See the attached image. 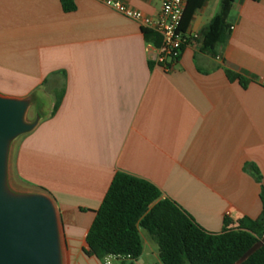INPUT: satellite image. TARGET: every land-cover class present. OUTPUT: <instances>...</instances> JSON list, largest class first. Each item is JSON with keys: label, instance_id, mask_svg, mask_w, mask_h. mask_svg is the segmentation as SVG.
I'll return each mask as SVG.
<instances>
[{"label": "crops", "instance_id": "0c3cea01", "mask_svg": "<svg viewBox=\"0 0 264 264\" xmlns=\"http://www.w3.org/2000/svg\"><path fill=\"white\" fill-rule=\"evenodd\" d=\"M115 1L156 17L165 0ZM197 1L187 35L202 36L222 0ZM75 6L0 0V95L29 99L26 120L40 119L12 144L8 181L53 201L63 261L98 264L84 253L86 237L118 173L153 184L209 233H221L225 219L231 228L258 219L264 0H235L226 43L210 54L202 39L190 40L169 73L153 61L138 22L97 0Z\"/></svg>", "mask_w": 264, "mask_h": 264}, {"label": "trees", "instance_id": "16d2710c", "mask_svg": "<svg viewBox=\"0 0 264 264\" xmlns=\"http://www.w3.org/2000/svg\"><path fill=\"white\" fill-rule=\"evenodd\" d=\"M188 0L181 31L186 32L193 9ZM198 0L195 6L201 5ZM235 0H222L218 14L202 34V51L215 54L217 46L226 43L230 35L227 20ZM65 12L76 9L75 0H61ZM146 41L160 45V37L144 30ZM231 81L238 80L243 87L247 81L241 75L227 71ZM62 94L57 95L54 113L59 109ZM253 170L261 176L254 167ZM263 209L256 220L243 218L238 226L225 219L224 229L219 234L205 231L177 203L162 199L160 190L153 184L118 173L96 214L86 237L89 258L104 262L108 257L123 258V264H136L144 248L140 230H145L158 245L162 264H235L264 236ZM244 264H264V247Z\"/></svg>", "mask_w": 264, "mask_h": 264}, {"label": "water", "instance_id": "95a60500", "mask_svg": "<svg viewBox=\"0 0 264 264\" xmlns=\"http://www.w3.org/2000/svg\"><path fill=\"white\" fill-rule=\"evenodd\" d=\"M29 99L0 95V264H63L61 226L53 201L44 194L17 193L8 181L12 143L32 132ZM264 247V236L235 264H244Z\"/></svg>", "mask_w": 264, "mask_h": 264}, {"label": "built area", "instance_id": "2783aa9c", "mask_svg": "<svg viewBox=\"0 0 264 264\" xmlns=\"http://www.w3.org/2000/svg\"><path fill=\"white\" fill-rule=\"evenodd\" d=\"M128 19L138 22L144 30L152 31L160 37V45L149 44L153 61L167 73L174 70L184 48L192 39H202L198 34L187 35L181 31V25L188 0H165L159 14L149 17L142 12L129 8L121 1L97 0ZM233 28H230V31ZM264 83V82H263ZM117 261L123 258L110 256ZM107 258V259H108ZM105 264H112L109 260Z\"/></svg>", "mask_w": 264, "mask_h": 264}, {"label": "rangeland", "instance_id": "374dc122", "mask_svg": "<svg viewBox=\"0 0 264 264\" xmlns=\"http://www.w3.org/2000/svg\"><path fill=\"white\" fill-rule=\"evenodd\" d=\"M52 99L51 98H44V104L47 106H50ZM27 122L35 121V120H26ZM15 142V141H14ZM13 142V143H14ZM12 143V144H13ZM12 146V145H11ZM9 186L11 190L17 193H23L18 191L14 188L13 184L9 183ZM141 238L143 241L144 246V252L137 264H162L159 258V248L158 245L152 240L150 235L145 231L141 229ZM63 253L67 254L66 250L63 248ZM109 260L112 264H123L126 261H117L112 258L106 259L103 263L98 262V264H105ZM63 264H68L66 260L63 261ZM88 264V263H87ZM91 264H97L96 261H92Z\"/></svg>", "mask_w": 264, "mask_h": 264}]
</instances>
